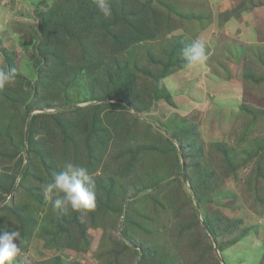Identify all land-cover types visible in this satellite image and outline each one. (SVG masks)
I'll return each instance as SVG.
<instances>
[{
    "label": "rangeland",
    "instance_id": "374dc122",
    "mask_svg": "<svg viewBox=\"0 0 264 264\" xmlns=\"http://www.w3.org/2000/svg\"><path fill=\"white\" fill-rule=\"evenodd\" d=\"M79 1L95 8L90 23L89 9L69 18ZM109 3L105 18L94 0H53L51 7L49 0H0V68L17 70L9 98L17 101L21 90L44 97L25 124L7 99L0 102L8 140L0 209L10 204L0 229L21 233L17 264H264V0ZM143 10L155 37L116 46L110 37L127 32L121 19ZM63 19L71 35L54 36L66 28ZM197 38L208 59L189 69L181 49ZM98 95L105 98L91 101ZM109 103L128 109L102 113L124 119L104 150L91 154L95 207L65 214L79 216L69 235L50 218L42 189L65 162L87 165L78 149L91 127L66 143L44 115L67 111L70 118L73 109ZM36 115L35 142L43 148L31 155L27 123Z\"/></svg>",
    "mask_w": 264,
    "mask_h": 264
},
{
    "label": "trees",
    "instance_id": "16d2710c",
    "mask_svg": "<svg viewBox=\"0 0 264 264\" xmlns=\"http://www.w3.org/2000/svg\"><path fill=\"white\" fill-rule=\"evenodd\" d=\"M80 7L79 5L76 6V8L78 7V9L73 10L70 14V19H75L76 14L78 13L79 10H88L87 13H89L90 19L86 22L84 21V23H90L92 21V18L96 15L95 14V8L91 5L88 4L87 2H81ZM78 2V3H79ZM84 3V6L83 4ZM74 9V8H72ZM98 13V10H97ZM62 14V13H61ZM132 15L128 16V17H124L121 19L122 21V26L123 28L126 29V34L123 37H117L116 35L111 36V39H115L114 43L116 44V46H122V47H126L134 44V43H139L142 41H148L151 40L152 38L155 37V35H153V30L151 29V27L149 28L148 26V18H146L147 13L146 11L143 10V12H138V11H132L131 13ZM64 15L62 14L61 17H63ZM45 18V17H44ZM44 18H43V22H44ZM118 18H121V16H119ZM69 19V20H70ZM76 20V19H75ZM61 25L65 26L66 28H64V30L62 32H56L54 34V36H59V35H63L66 37H69L71 35V33L68 31V26L69 23L68 21H65L64 19L60 21ZM101 22V23H100ZM102 24L101 20L95 21L94 23V27H97L98 24ZM86 30L87 28L85 26H81L76 30ZM54 40L60 39V37H56V39L53 37ZM58 47H60L61 51H64L65 48L61 45V44H56ZM117 47V48H118ZM63 61V60H62ZM48 64H49V60H48ZM169 73H171L169 71ZM37 89L40 88V91L42 90L41 87H45L43 85V83H39L37 84ZM9 89L6 87L2 90H0V102L3 101L4 99H7V102L10 103V105L12 107H14L16 109V111H18V113L20 115L23 116L24 118V122L23 124H25V120L26 117H28L27 115L29 114L28 112H30V110L37 106V104H43L44 102V97H39L38 95H33L34 93L30 94L27 93L24 90H21V96L18 95V100L16 101L15 99H13V97H10L11 94H9ZM27 97V98H26ZM30 97V98H29ZM29 98V99H28ZM105 97H101V96H94L93 99H91V101L94 100H102ZM31 99V102H30ZM118 100H122V99H118ZM30 102V104H29ZM122 102V101H121ZM4 104V102H2ZM23 105H25L26 107L24 108L25 110H23ZM115 107H121L123 109H128L125 106L119 104H96V105H89L86 107H80L77 109H73L72 115L70 116V118L67 117V111H61V112H55L53 114H49V115H44V116H52L53 120L56 123V127L59 131H63V133L65 134V136L67 137L65 142L69 143V141L71 142H75L77 143V140L79 139V134L80 132L83 134L86 129V127L88 126L91 127V133L90 135L86 134L85 135V144H82V149H78V151H82L80 152L82 154V159H83V164H87L89 162V159L91 158V154L95 151L100 152L101 150H104V147L107 145V142L105 140L106 136L116 130L118 127H121V123L123 121V117H116L115 119L113 118L112 114L108 112V114L106 116H109L110 119H105L104 116H102L103 111L105 110V108H115ZM1 109V108H0ZM41 115H36L32 117V120L30 122V129H29V135H28V151L29 154L33 155L37 150H41L43 148V145H41L40 142H35V132H36V127H35V123L37 121V119L40 117ZM132 118H134L135 120L137 119V117L132 114ZM111 120V122H110ZM74 127V128H73ZM151 127V126H150ZM74 129V133L71 134L72 130ZM125 133V140L128 139V134L129 131H124ZM55 134V133H54ZM71 134V135H70ZM131 137V136H130ZM134 137V136H133ZM83 138V139H84ZM7 138L4 136V134L0 131V165L1 162H4V155H2V152L4 150V148L7 146L8 144V140H6ZM24 151V150H23ZM77 154V152H76ZM90 163V162H89ZM88 163V164H89ZM88 164L86 166H88ZM134 164L130 165L129 168L126 171H131L133 169ZM33 166L32 165H27L26 167V172L22 178V181L20 183V185H23L26 178H28L32 173H33ZM57 168V167H55ZM56 171H58L57 169H55ZM125 174V172H124ZM3 179V175L0 173V184L2 183ZM23 188V187H22ZM42 188V187H41ZM96 191H98V189H96ZM10 196V191H5L4 194L1 197V201H4L5 199H7ZM14 200L13 199L10 201L12 202ZM6 207L10 208V204L7 203V205H5V207L3 209H5ZM3 209H0V212L3 211ZM7 209V208H6ZM21 214V213H20ZM67 214V213H66ZM69 215V214H68ZM59 212H54L52 210V214H50V218L53 219L54 223H56L57 225H62L63 227H67L68 229V234L70 235L71 233V225H75L79 219L78 217L75 219H71V216H68ZM21 216V215H19ZM70 220V221H69ZM72 225V226H73ZM12 229L9 227V230ZM25 235V233L23 234ZM71 241V240H70Z\"/></svg>",
    "mask_w": 264,
    "mask_h": 264
},
{
    "label": "clouds",
    "instance_id": "9594fccd",
    "mask_svg": "<svg viewBox=\"0 0 264 264\" xmlns=\"http://www.w3.org/2000/svg\"><path fill=\"white\" fill-rule=\"evenodd\" d=\"M53 0H49L51 7ZM98 11L108 18L112 14L109 0H94ZM186 68L202 66L208 59L205 42L197 38L181 49ZM17 70L14 67L0 68V90L16 82ZM46 202H50L54 212L66 214L87 212L95 207L96 183L93 173L87 166L67 161L59 171H54L50 182L42 189ZM21 233L15 228L0 229V264H17L20 255Z\"/></svg>",
    "mask_w": 264,
    "mask_h": 264
},
{
    "label": "water",
    "instance_id": "95a60500",
    "mask_svg": "<svg viewBox=\"0 0 264 264\" xmlns=\"http://www.w3.org/2000/svg\"><path fill=\"white\" fill-rule=\"evenodd\" d=\"M75 107H78V106H75ZM130 107V106H129ZM27 125H28V129H29V127H30V121H28V123H27ZM28 135H29V133H28ZM28 135H26V142L28 141ZM183 170H184V172H185V165L183 164ZM184 175V174H183ZM184 179H186V177H185V175H184Z\"/></svg>",
    "mask_w": 264,
    "mask_h": 264
}]
</instances>
